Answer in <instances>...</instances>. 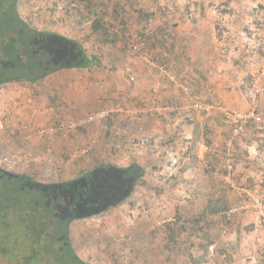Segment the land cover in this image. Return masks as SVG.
<instances>
[{
    "label": "rangeland",
    "instance_id": "374dc122",
    "mask_svg": "<svg viewBox=\"0 0 264 264\" xmlns=\"http://www.w3.org/2000/svg\"><path fill=\"white\" fill-rule=\"evenodd\" d=\"M116 1L20 0L18 10L22 19L31 27L48 31V15L53 14L54 8L56 11L64 8L62 11L64 13L58 18V22H61L63 27L73 30V33H82L84 31H78L77 27L88 24L91 20L89 18L93 16L89 15L87 2H92L102 17H111L112 14L116 15L118 10L119 0ZM131 2V11L138 13L137 10L143 9L151 26L147 31H144L141 25L127 28L122 40L125 53L117 45H113L109 48L114 51L111 55H119L125 61L128 57H140L149 68L161 74L163 66L159 60L153 61L150 58L154 59L156 53L148 51L146 43L148 41L150 46L148 36L159 31L162 25L161 17L167 14L174 15L175 5L166 0H146L144 6L142 0H131ZM248 2L246 12L253 14L258 11L261 14L259 23L254 28L255 31L250 28L246 31L244 45L250 41L254 44L258 40L264 15V6L260 9L264 0H248ZM191 5L184 6L185 12H192ZM212 6L214 5H209L210 8ZM124 7L122 12H126V5ZM220 9L223 10L222 7ZM197 10L199 11L198 6ZM251 21L252 25L254 20ZM253 36L255 38L252 39ZM132 46L137 49L129 52ZM0 48L5 49L4 46ZM105 53L108 54V50ZM133 53L136 54L131 55ZM144 58L151 59L153 64H149L151 60L147 61ZM118 64L114 67L104 65L103 71L95 69L97 72L94 74L110 81L122 77L128 82L125 64ZM139 66L137 68L139 72L146 68L143 63ZM81 75L89 77L88 74ZM58 76L63 75L56 74L52 78ZM250 83L249 79L242 86H248ZM35 85L37 83L32 85L25 81L0 85V170L30 176L41 183L70 181L99 164L128 167L135 161L145 172L140 184L123 205L100 215L74 221L70 225L68 241L82 260L88 264H264V155L262 153L264 149L261 154L257 152L253 153V156H248L251 160L247 162L250 164L245 161L237 165L234 161L230 162V169L228 164L222 161L216 163L215 167L205 161L203 163L199 161L193 169L187 171L188 164L183 160L181 164L177 163L175 166L173 163L168 164L166 160L163 164L160 163L161 155L142 161L141 158L136 157L143 156V149L137 148L139 156L135 153L129 155L132 152L130 150L132 145H135L134 138L130 141L129 134L123 129L120 130L121 132L116 129V132L111 131L110 137L105 135L107 127L103 128L102 132L99 129L90 133L86 131L97 124H106L114 112L107 119L66 134L73 139L78 133L86 134L85 146L72 145L74 142H71L63 149L55 145L47 148V145L40 144L39 139L46 140L47 137L44 136L48 133L44 135L42 132L37 133V129L45 127H38L32 123L33 103L28 95ZM51 87L54 88L53 83ZM129 99L124 96L118 100L121 101L119 106L114 105L110 109L91 112L79 121L93 114L120 109L123 113L120 112L119 115L126 116V104ZM261 107L264 117V104ZM63 124L68 123H60ZM260 131L258 130L261 134ZM59 134H56L57 138L65 135ZM258 139L261 141L257 142L259 145L257 147H263L264 136H258ZM59 140L58 143L63 144ZM106 145L108 146L105 147ZM47 149L50 150L51 155H48ZM108 153L113 154L112 160L103 157ZM193 164L194 159H191L189 165ZM225 170L227 173L235 171V175L245 172L247 177L244 181H237L235 179L237 176L228 178L229 174H226ZM214 205L228 208H221L218 213H213L210 208ZM208 242H210L208 249L204 252L201 246ZM211 246L214 247V252L209 250ZM202 256L204 260L195 263V260Z\"/></svg>",
    "mask_w": 264,
    "mask_h": 264
},
{
    "label": "crops",
    "instance_id": "0c3cea01",
    "mask_svg": "<svg viewBox=\"0 0 264 264\" xmlns=\"http://www.w3.org/2000/svg\"><path fill=\"white\" fill-rule=\"evenodd\" d=\"M145 1L142 0V6ZM166 2L175 5V13L161 17L159 31L150 33V46L147 40V46L145 45L149 48L148 51L156 53L154 59L150 58L153 61L159 60L163 66L161 74L149 68L140 57H128V61H125L119 55H111L114 51L109 48L113 45H117L125 53L122 40L127 28L141 25L147 31L151 26L145 14L131 11V0H119L120 7L116 15L112 14L111 17H102L99 12L96 16L94 14L91 20H100V27L95 30L92 28L93 24L78 26V31H84L82 33H73V30L58 22L64 8L57 11L53 9V14L48 15V32L59 33L79 42L89 56L96 57L99 66L92 69L63 70L52 75L63 76L52 78L50 75L35 82L37 85L28 96L33 103L32 123L45 127L37 129V133H48L44 136L47 137L46 140L39 139L41 145H47V148L55 145L63 149L74 142L72 145L85 146L86 134H76L75 140L66 135L57 138L56 134H60L55 131L56 127L60 123L79 121L91 112L119 106L121 101L118 100L127 96L130 99L126 104V116L114 114L105 126L97 124L86 131L90 133L99 129L102 132L107 127L105 135L110 137L113 131L116 132L115 129L118 132L123 129L129 134L130 141L134 138L135 145H132L129 155L135 153L139 156V148L143 149V156L136 158H141L142 161L161 155L160 163L163 164L166 160L168 164L173 163L175 166L183 160L188 164L187 171L193 169L199 161L213 166L222 161L230 169L229 163L232 161L237 165L241 161L251 160L249 155L253 156V153L261 154L264 146L257 147V142L261 141L258 136H264V124L252 126L240 138L234 139L232 126L226 121L227 112L249 109V85L242 84L252 80L260 66V32L254 44L250 41L244 45V35L248 28L255 31L261 13L246 12L248 0ZM186 4H192L191 13L185 12ZM125 5L126 12H122ZM209 5L214 6L210 8ZM262 6L263 3L260 9H263ZM251 20H254L252 25ZM106 27L109 28L108 32L113 29L112 35L106 33ZM255 36L257 37V33ZM107 50L108 54L105 53ZM134 54L136 53L131 55ZM151 59L144 58L147 61ZM152 60L149 64H153ZM118 63L125 64L128 82L122 77L110 81L94 74L103 71L105 66L114 67ZM140 63L146 68L139 72L137 68ZM81 74H88L89 77ZM52 83L54 88L51 87ZM263 104L264 99L261 102ZM258 130H261V134ZM58 139L63 144H59ZM111 143L113 144L112 141ZM203 145L205 148H202ZM46 152L51 155L49 149ZM112 155L108 153L103 157L112 160ZM191 159H194L193 165H189ZM133 164L138 163L133 161ZM225 173L229 174L228 178L237 176V181H244L247 177L245 172L235 175V171L227 173L225 170Z\"/></svg>",
    "mask_w": 264,
    "mask_h": 264
},
{
    "label": "trees",
    "instance_id": "16d2710c",
    "mask_svg": "<svg viewBox=\"0 0 264 264\" xmlns=\"http://www.w3.org/2000/svg\"><path fill=\"white\" fill-rule=\"evenodd\" d=\"M19 2L0 0V44L5 47L0 48V85L35 83L59 71L99 66L76 40L31 27L19 14ZM87 3L90 16L98 13ZM100 23L94 20L92 28ZM144 173L138 164H99L70 181L41 183L0 170V264H88L68 241L70 225L123 205ZM221 208L228 207L210 209L218 213ZM209 243L201 246L204 252Z\"/></svg>",
    "mask_w": 264,
    "mask_h": 264
},
{
    "label": "built area",
    "instance_id": "2783aa9c",
    "mask_svg": "<svg viewBox=\"0 0 264 264\" xmlns=\"http://www.w3.org/2000/svg\"><path fill=\"white\" fill-rule=\"evenodd\" d=\"M93 21L92 20L88 21V24L92 25ZM260 30H261L259 35L260 36V42H259L260 66L256 71V73L253 75V78L248 88L247 96L249 101V109L243 112L226 113V121L232 126L234 139L240 138L243 134L246 133V131L250 127L256 125H262L264 123L263 121L264 117L262 114V107H261V101L264 99V15ZM111 31L112 30H110V32ZM136 49L137 48L135 46H132L130 47L129 50L131 51ZM112 112H114V114L115 113L120 114V112L123 113V110L120 109L118 111L114 110V111H107V112H100L97 114H93L89 116L87 119L81 120L79 122L59 125L56 127L55 131L65 135L70 134L75 132L77 129L83 128L87 125H91L97 121H102L104 119H107ZM138 120L140 119H137V121ZM202 148H205L204 145L202 146ZM257 207L259 206L257 205ZM209 250L211 252H214V247L213 246L209 247Z\"/></svg>",
    "mask_w": 264,
    "mask_h": 264
},
{
    "label": "water",
    "instance_id": "95a60500",
    "mask_svg": "<svg viewBox=\"0 0 264 264\" xmlns=\"http://www.w3.org/2000/svg\"><path fill=\"white\" fill-rule=\"evenodd\" d=\"M0 177H1V175H0Z\"/></svg>",
    "mask_w": 264,
    "mask_h": 264
},
{
    "label": "flooded vegetation",
    "instance_id": "af4514ba",
    "mask_svg": "<svg viewBox=\"0 0 264 264\" xmlns=\"http://www.w3.org/2000/svg\"><path fill=\"white\" fill-rule=\"evenodd\" d=\"M2 171V170H1Z\"/></svg>",
    "mask_w": 264,
    "mask_h": 264
}]
</instances>
